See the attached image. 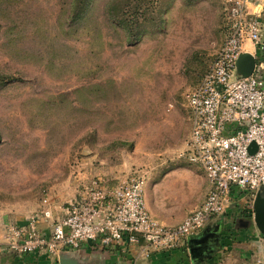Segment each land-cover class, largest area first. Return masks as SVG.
I'll list each match as a JSON object with an SVG mask.
<instances>
[{
	"label": "rangeland",
	"instance_id": "1",
	"mask_svg": "<svg viewBox=\"0 0 264 264\" xmlns=\"http://www.w3.org/2000/svg\"><path fill=\"white\" fill-rule=\"evenodd\" d=\"M113 1L90 0L78 15L73 0H0L6 246L17 217L39 213L45 197L58 211L97 177L114 185L143 174L149 212L167 224L206 197L204 171L182 156L192 127L185 92L210 68L227 36L223 0H120L147 14L138 39L110 18ZM256 61H264V53ZM252 200L248 194L233 203L243 216L235 226L233 216L224 229L210 224L197 236L209 252L192 264H264V232L251 215ZM245 216L254 225L239 230L252 223ZM222 238L221 252L205 261Z\"/></svg>",
	"mask_w": 264,
	"mask_h": 264
},
{
	"label": "built area",
	"instance_id": "2",
	"mask_svg": "<svg viewBox=\"0 0 264 264\" xmlns=\"http://www.w3.org/2000/svg\"><path fill=\"white\" fill-rule=\"evenodd\" d=\"M223 3L227 36L213 64L185 92L192 127L182 156L200 166L209 181L203 204L180 223L168 225L149 212L143 174L133 173L114 185L97 177L58 211L45 197L40 212L25 225H9L11 251L58 257L61 250L103 249L139 264L169 254L225 214L236 192L252 195L250 212L255 215L254 200L264 188V61H256L248 77L238 79L235 71L241 52L253 53L256 60L264 53V0ZM44 221H50L48 230L41 228Z\"/></svg>",
	"mask_w": 264,
	"mask_h": 264
},
{
	"label": "crops",
	"instance_id": "3",
	"mask_svg": "<svg viewBox=\"0 0 264 264\" xmlns=\"http://www.w3.org/2000/svg\"><path fill=\"white\" fill-rule=\"evenodd\" d=\"M250 50H252V49H250ZM205 177H206V175H205ZM206 179H207V177H206ZM207 183H208V191H209L208 179H207ZM206 196H207V194H206ZM234 197H235V202H237L239 200L245 199L247 197V195L240 196L239 193L236 192L234 194ZM205 199H206V197H205ZM204 200H203V202H204ZM203 202L200 205H198V207L201 206L203 204ZM147 206L149 207L148 202H147ZM198 207H196L195 209H197ZM238 211H240L239 207L234 208V205L231 204L227 209L226 215H221V216H217V217L212 218L208 222V224L199 233L190 236L177 249L169 252V254H162V255L156 256L154 259L145 260L139 264H192V258L193 257H202V256H205V254L207 252H209L207 250L208 248H206L207 246L204 243L198 242L197 236L200 235V233H202L204 229H206L208 226H210V224L222 223L223 229H224L225 228L224 225L226 223L225 220L228 218L230 219L233 216H234L233 226H235L236 219L239 217H243V216L237 215ZM153 215L156 218H158L160 221L165 223L162 219L157 217V214H155L154 212H153ZM28 217L29 216L17 217V219L15 220L14 223L17 225H25ZM246 218H249L252 221L251 225L249 227L238 228L239 230H247V229L250 230L253 227L254 222H255V221L253 222V218L251 216L246 217ZM183 219H181L180 221H178L174 224H168V225L178 224ZM165 224H167V223H165ZM46 226L50 227V221L42 222L41 227L46 228ZM222 234H223V230H222ZM223 245H224V240L222 238L221 246L219 248H216L214 251H212V255H210V254L206 255L207 259L205 261H209L213 257H215L217 254H219L221 252V249L223 248ZM76 251H81L84 258L99 257V258L108 260L111 264H132L129 259L121 257L115 253H112V252H109V251H106L103 249H97V250L80 249V250H76ZM57 259L55 257L47 255V254L19 255L15 252L11 251L8 248V246L5 245V241L3 238V231H2L1 226H0V264H58Z\"/></svg>",
	"mask_w": 264,
	"mask_h": 264
},
{
	"label": "water",
	"instance_id": "4",
	"mask_svg": "<svg viewBox=\"0 0 264 264\" xmlns=\"http://www.w3.org/2000/svg\"><path fill=\"white\" fill-rule=\"evenodd\" d=\"M256 57L251 52H241L236 63L235 77L240 79L253 73ZM255 151L256 145L251 146ZM254 221L261 232H264V188L257 192L254 200ZM59 264H111L108 260L91 257L84 258L81 251L61 250L58 255Z\"/></svg>",
	"mask_w": 264,
	"mask_h": 264
},
{
	"label": "trees",
	"instance_id": "5",
	"mask_svg": "<svg viewBox=\"0 0 264 264\" xmlns=\"http://www.w3.org/2000/svg\"><path fill=\"white\" fill-rule=\"evenodd\" d=\"M89 2L90 0H73L74 11L81 15ZM108 12L110 18L123 27L132 39L141 37L143 30H145L144 28H146V22L149 21L147 14L140 7L132 6L130 1L122 3L120 0H115L110 4Z\"/></svg>",
	"mask_w": 264,
	"mask_h": 264
}]
</instances>
